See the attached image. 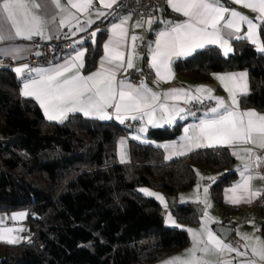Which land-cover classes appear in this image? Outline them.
Wrapping results in <instances>:
<instances>
[{
	"label": "trees",
	"instance_id": "16d2710c",
	"mask_svg": "<svg viewBox=\"0 0 264 264\" xmlns=\"http://www.w3.org/2000/svg\"><path fill=\"white\" fill-rule=\"evenodd\" d=\"M260 35L264 42V23ZM104 37L101 32L95 47L88 44L86 73L96 66ZM239 70L248 72L251 89L241 108L264 113V52L255 45L237 40L229 56L208 47L175 63L179 77L200 82ZM21 84L12 69H0V213L26 211L30 237L0 242V264H157L184 250L189 234L166 226L163 206L138 190L178 197L197 184L199 168L216 174L210 184L215 205L223 214L235 210L222 198L238 178L228 149L166 162L161 147L132 141L131 164H120L122 126L81 115L49 121L21 95ZM180 130H157L152 137L175 140ZM173 215L178 223H200L192 204L178 205Z\"/></svg>",
	"mask_w": 264,
	"mask_h": 264
},
{
	"label": "snow or ice",
	"instance_id": "6c2138e0",
	"mask_svg": "<svg viewBox=\"0 0 264 264\" xmlns=\"http://www.w3.org/2000/svg\"><path fill=\"white\" fill-rule=\"evenodd\" d=\"M100 2L105 7L111 8L116 0H110L109 3H105V0H100ZM233 2L257 11L260 14L258 19L264 20V0H233ZM51 3L61 13H67L60 20L62 27L71 28L74 26L77 31L87 30L71 9L87 14L93 6V0H67V5L62 4L61 0H51ZM167 3L175 12L181 13L187 19L180 23L165 21L164 23L170 27L158 32L155 48L149 47L150 67L155 70L158 80L167 82L172 78L173 57L189 56L206 45L219 44L224 49V54L227 55L231 48L228 40L222 35V29L238 33L241 31L242 25H247V34L244 38L257 44L258 49L264 52V42L259 41L257 25L254 21L236 10L225 7L221 0H167ZM40 7L38 0H0V19L5 25H10V30L0 28V41L10 40L14 37L29 40L33 36L44 38V21L37 13ZM96 15L100 17L105 13L98 11ZM130 19V16H125L120 19L119 23L111 25V36L103 45L104 55L100 61V68L90 75L85 76L80 72V69L84 67L83 50L76 51L75 55L66 59L63 64L54 67H30L28 64L16 67L14 71L22 79L21 95L34 98L43 109L45 117L50 121L62 122L69 113L74 112H81L84 116L100 120L112 119V115L108 112V109L112 108L115 111V119L121 124H124L128 119L146 120V123L137 130L138 133H145L148 125L162 127L164 124H174L177 118L184 119L183 113L186 112V109L180 107V101L189 103L190 100L195 99L202 103L203 99H213L216 106L205 113L211 118L201 119L199 124L185 127L179 144L173 142L158 146L173 150L171 154L183 155L185 150L190 151L193 148L217 145L228 147L252 145L253 147L242 149L245 153L243 156L235 148L232 151V155L243 163V171L240 173L242 179L228 190L231 195L226 193V200L230 203L251 202V199L258 197L261 192L258 189L252 190L250 182L254 178L264 179V175L258 172L255 173V176L252 174L254 169H258L261 164H264V155H259L255 151V149L264 150V115L254 110H239L237 96L247 94V73H227L216 76V79L228 92L230 103L221 97L213 96L212 89L205 86H198L195 91L199 95H193L192 92L183 88H173L164 93L154 92L143 81L138 87L125 80L118 82L117 71L125 69L123 49L127 45V24ZM73 21H75V25H73ZM153 22L151 18L147 21H137L135 27L140 28L144 24L151 27ZM92 23L94 21L88 18L87 24L90 26ZM95 37L96 32L94 31L91 33L93 42H95ZM236 38L241 37L237 36ZM140 39L142 37L131 36L133 45L128 53L127 69L134 67L135 41ZM19 51V49L16 50L17 53ZM5 54L7 53L5 52ZM131 138L140 140L141 136L137 134ZM120 145L123 160V148L126 145V140L122 138ZM171 154L167 158L170 159ZM209 179L215 182V177ZM141 191L148 196L155 197L164 205L165 209L168 208L162 195L148 189H141ZM203 191L204 199L201 200L197 196L195 202L203 203L206 208H211L207 199L208 188L205 187ZM181 202L186 201L181 198ZM26 215L24 212L14 213L11 219L14 222L21 221ZM203 215L205 220L199 231L186 229L192 237L193 246L183 256L172 257L164 261L163 264H211V261L206 257L209 254L222 252H235L236 257H246L245 260L240 261V264H257L255 258L264 261V239L249 234H240L241 239L246 241L244 245L246 251L242 252L238 247L226 243L224 239L208 228V223L213 218L206 210ZM167 219L169 223L181 227L176 224L170 213ZM5 223L6 218L0 217V240H6L8 243L18 242L14 233L23 231V228L4 227ZM248 241L252 243L249 244ZM249 248L252 258H248L247 249ZM222 264H233V261L225 260Z\"/></svg>",
	"mask_w": 264,
	"mask_h": 264
},
{
	"label": "crops",
	"instance_id": "0c3cea01",
	"mask_svg": "<svg viewBox=\"0 0 264 264\" xmlns=\"http://www.w3.org/2000/svg\"><path fill=\"white\" fill-rule=\"evenodd\" d=\"M119 1L120 0H116V3L112 4L111 8H108V7H105L104 4H101L100 0H93V6L89 9L87 14L79 13V12H76L75 9H71V11L73 13H75L76 16L78 17L80 23L87 29L86 31H77L76 27H74V26L69 28L68 26L62 27L60 25V20H61L62 16H66L67 13H61L60 10L57 9L55 7V5L51 3V0H38V3H40L41 7L37 10V13L44 21L45 37L44 38H42L41 36H33V37L41 38L44 41H54V40H58L60 38L65 37V38H70V39L74 40V42H73L72 49L69 50L66 54H64L57 61H55L49 65H40L37 67L49 68V67H54L58 64H63L66 59H69L73 55H75L76 51L83 50L84 51V57H83L84 67L82 69H80L81 74L87 76L93 72L98 71L100 68L101 58L104 55L103 45L108 41V39L111 36V32H110L111 25L113 23H119L120 19L125 17V16H130L131 19L128 21V24H127V28H128L127 45L123 49L125 52V69H127L126 61H127L128 53L131 50L132 45H133V42L131 41V36L136 35L138 37H142V39L135 41V53H136V55H134V57H133L134 67L127 69V70L120 69L119 71H117L116 79L118 82L120 80H125L127 83H131L132 85L138 87L140 84L133 83L130 80V78L128 77V72L132 69L133 70H141L146 64L150 67L151 53L149 51V47L151 46V48H155V41L157 39L158 32L162 31V30H166L168 27H170L169 25L164 23L165 21H172L175 23H180V22H183L184 20H186L187 18L184 17L181 13L175 12L168 5L167 0H165V7L159 9L154 17H134L128 13L111 14L110 10ZM109 2H110V0H105V3H109ZM61 3L64 5H67V0H61ZM221 3L225 7L229 8L230 10H236V11L240 12L241 14H243L244 16L248 17L249 19L253 20L254 23L257 25V31L259 34V41L262 42L261 35H260V27L264 23V20L258 19L260 14L257 11H253L250 8L244 7L242 4L234 3L233 0H221ZM69 7H70V5H69ZM98 11L104 12L105 15L97 17L96 13ZM88 18H91L94 21V23H92L90 26L87 24ZM149 18L153 19V21H154L152 23L151 27H149L147 24H144V26L140 27V28L135 27V24L137 23V21H147ZM227 18L228 17L226 14V19ZM72 23H73V25H75V21H73ZM221 23L223 24V21ZM0 28H3L5 30H10V25H5L3 20L0 19ZM97 29H99V31H97ZM94 31L96 32L95 42H93L92 38L88 41H86L82 38V36L85 33L90 32V36H91V33ZM101 32H105V37L103 39V42L101 43V47H100L101 52L97 58L96 66L92 71L86 73L84 71L85 64H86V56L88 54V51L91 48L95 47V44L97 43L98 36ZM246 34H247V25H242L241 31L238 33H233L232 30H229V29H222V35L224 36V38L226 40H228L229 46L231 48V51H229L227 55L224 54V49L222 47H220L219 44H209V45H206L204 48L197 49L196 51H199V50H202V49H205L208 47H215V48H218L225 56H229L233 51L234 41L242 40V39L246 40L247 42L258 47L257 44H254L250 40L244 38L246 36ZM237 36H239L241 38L237 39L236 38ZM30 40L14 37L13 39H10V40L0 41V57L10 58V59H13L16 61H21V60H24L32 51H35L36 53L39 54V50L35 49V47L31 44ZM88 44H92V47L90 48V46ZM142 47L144 48V51L141 50ZM17 49L20 50L18 53L16 52ZM5 52L7 54H5ZM195 52H193V53H195ZM191 55H189V56H191ZM189 56L173 57V61H172V65H171L173 76L167 82L158 80L156 73H155V70H153L150 67V69L153 71V73L156 77L157 85H154L151 83H145L147 85V87L152 89V91L158 92V93H164V92H167L173 88H183V89H186V90L192 92L193 95H199L195 91L196 88L198 86H205L207 88L212 89V95L213 96L221 97L226 102L230 103L228 92L224 89L221 82L218 79H216V76L225 75L227 73L246 72L247 73L248 91H247V94H240L237 96V100H238V104H239V110L240 111L254 110L257 113L264 115V113H261L256 109H253V108H245L244 109V108H241V106H240V99L244 96L249 95L250 91H251V89H250V78H249V74L247 71L239 70V71H229V72H216L212 75L211 81H204V82L201 81L200 82V81L188 80V79L179 77L177 75V73L175 71V63L178 60L185 59ZM20 66H22V65H19L17 67H20ZM0 69H1V67H0ZM14 69H12L14 74L22 82L21 77H19L17 75V73L14 71ZM21 88H22V84H21ZM23 97L34 100L38 104V106L40 107L39 103L34 98L25 97V96H23ZM161 99L163 100V97H161ZM169 103H171V101H169ZM206 103H211V106L207 109L202 110V112L199 115H196L193 112V106H192L193 104L203 106ZM179 105H180V107L186 109V112L183 113L184 119L177 118V120L174 124H172V125L164 124L162 127H152L151 125H148L147 131L145 133H138L137 130L143 124L146 123V120L140 121V120L128 119L125 121L124 124H121L118 120L115 119L114 109H112V108L108 109V112L112 115L113 118L107 119V120H101V121L113 122L115 124L122 126L125 129V134L118 139V143H117V153H118V160H119L120 164H131L130 144L132 141L138 142L141 144L153 145V146L166 145V144H170L173 142H176L177 144H179L180 138L184 135V131H183L184 128L188 127L190 125L199 124L201 119L211 118L210 115L206 116L205 113H207L209 111V109H211L212 107H215L216 102L213 99H203V102L201 103L199 100L193 99V100H190L189 103H184L183 101H180ZM40 109L42 110V113L44 115L43 109L41 107H40ZM72 115H81V116L88 118V119L100 120L97 118L84 116L83 113H81V112L69 113L67 115L66 119ZM157 115H159V113H157ZM52 122H58V121H52ZM178 125L180 126L181 130H180V134H179L178 138L175 140L160 142V141H158L152 137L153 133L157 130H163V129L172 130V129L176 128ZM137 134H139L141 136L140 140L131 138L133 135H137ZM122 138L126 140V145L123 148V153H124L123 160L121 158V145H120V141ZM245 147H253V146L252 145H236L234 147H228V146L217 145V146H213V147L193 148L190 151L185 150V153L183 155L171 154L173 150L165 149L164 147H161V148L163 149V152H164V160L166 162H171V161L180 159L182 157H185V156H187L191 153H194L196 151L205 150V149H228L232 154V151L235 148V150L239 151L240 155L243 156L245 153L242 151V149ZM255 150H258V149H255ZM170 154H171V158L169 159L167 157H169ZM233 157L235 159L234 171L238 175V178L230 187L226 188L223 191L222 198H223L224 203L227 206H230L231 208L235 209L234 211H231L227 214H223L222 211L215 205L213 198H212L211 191H210V184H211L212 180L209 178L210 177H216V174L210 172L209 170L201 169V168L197 169V184L194 187L179 193V195L177 197V205L192 204V205H197V206L202 208V213L200 215V223L199 224L189 225V224L179 223L181 226H183V228H185L184 230L194 229V230L199 231L203 225L204 220H205L203 213L206 210L209 213V216L213 218L212 221H210L208 223V228H210L220 238H222V237L217 232H215V230H214L215 225H225V226L232 228L231 236L229 239L225 240V242L232 244L234 247H238L239 250L243 252V251H246V249L244 248L246 241L241 239L240 234H249L251 236H255V237H259L261 239H264V236L262 234V227H263V223H264V214L262 213L261 208H258L254 205V203L258 199V197L252 198L251 202H241L239 204H233V203H230L226 200V193L228 195H231V193H228V190L231 189L235 184L240 182L242 179L240 173H241V171H243V163L236 156H233ZM253 175L255 176V174H253ZM200 177H203V179H201ZM198 185L200 186L199 188L197 187ZM250 186H251L252 190L258 189L261 192L262 188L264 187V179L254 178L250 182ZM205 187L208 188L207 199H208V202L211 204V208H206V205L203 203L195 202L197 196H199L201 200L204 199L205 193H204L203 189ZM181 198H183L184 201H186V202L182 203ZM169 205H170V202H169ZM19 212H24L27 215L23 220L14 222L11 219V216L14 213H19ZM0 217L6 218V223L3 225L4 227H22L23 228V231L14 233V235H17V237L19 236L18 242L10 243V244L21 243L27 238V236L25 234L28 235V231H27L28 213L26 211H18V212H13V213H0ZM188 234H189V232H188ZM189 238H190L189 245L184 250H181V251L165 258L164 260H162L161 262H159L157 264H163L164 261H166L172 257L183 256L186 253V251L193 246V241H192V237L190 234H189ZM0 242L8 243L6 240H0ZM247 243L250 244L252 242L248 241ZM247 252H248V258H252L250 248L247 249ZM198 255H199V253H198ZM206 259L211 261V264H222V262L225 260H232L233 264H240V261L245 260L246 257H236L235 252H233V253L222 252V253L209 254L206 257ZM255 259L257 260V264H264V261H259L258 258H255Z\"/></svg>",
	"mask_w": 264,
	"mask_h": 264
},
{
	"label": "built area",
	"instance_id": "2783aa9c",
	"mask_svg": "<svg viewBox=\"0 0 264 264\" xmlns=\"http://www.w3.org/2000/svg\"><path fill=\"white\" fill-rule=\"evenodd\" d=\"M165 7V0H120L110 10L111 14L128 13L134 17H154L157 11ZM82 38L86 41L91 39L90 32L85 33ZM35 49L39 50V54L32 51L24 60L16 61L10 58L0 57V67L14 69L19 65L28 64L30 67H37L40 65H49L64 54H66L73 47L74 40L70 38H60L54 41H44L41 38L33 37L30 40ZM144 51V48H141ZM128 77L135 84L151 83L157 85L156 77L150 67L146 64L141 70H130ZM193 112L199 115L202 110L211 106V103H206L203 106L193 104ZM259 155H264V150H255ZM256 172L264 175V164L258 169L253 170V174ZM254 205L258 208H264V187L261 190V194L255 201Z\"/></svg>",
	"mask_w": 264,
	"mask_h": 264
},
{
	"label": "water",
	"instance_id": "95a60500",
	"mask_svg": "<svg viewBox=\"0 0 264 264\" xmlns=\"http://www.w3.org/2000/svg\"><path fill=\"white\" fill-rule=\"evenodd\" d=\"M168 200L170 202V206L173 211L177 208V197H168ZM193 210L197 213L198 216L202 213V208L197 205H192ZM162 215H164V212H162ZM215 232H217L224 240H227L231 236L232 228L225 226V225H215L214 226Z\"/></svg>",
	"mask_w": 264,
	"mask_h": 264
},
{
	"label": "rangeland",
	"instance_id": "374dc122",
	"mask_svg": "<svg viewBox=\"0 0 264 264\" xmlns=\"http://www.w3.org/2000/svg\"><path fill=\"white\" fill-rule=\"evenodd\" d=\"M200 176H201V175H200ZM200 178H201V177H200ZM142 189H146V188H142ZM148 190H150V189H148ZM150 191H152V190H150ZM138 192L141 193V194H143L144 196H146V197H148V198L155 199L156 201H158V202L160 203V201L157 200L155 197H151V196L146 195L144 192L141 191V189H139ZM152 192H154V191H152ZM155 193H158V194L162 195V196L165 198L166 203L168 204V208L165 209L164 205L160 203V204L163 206L164 220H165V224H166V226H168V227H170V228H175V229L184 230L185 228H183V226H181L179 223L176 222V224L180 225L181 227H176L175 225H173V224H171V223L168 222L167 217H168L169 213L171 214V216H172L173 219L175 220L174 215H173V210H172L171 206L169 205L168 198L165 197V196H164L162 193H160V192H155ZM175 221H176V220H175ZM25 235L27 236V238H26L25 240H27V239L30 237V235H29V233H28V235H27V234H25ZM16 236H17V235H16ZM18 237H19V236H18ZM18 237H17V238H18Z\"/></svg>",
	"mask_w": 264,
	"mask_h": 264
}]
</instances>
